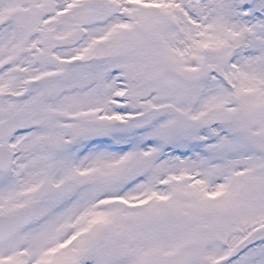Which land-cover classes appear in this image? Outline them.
I'll list each match as a JSON object with an SVG mask.
<instances>
[{"label":"snow or ice","instance_id":"6c2138e0","mask_svg":"<svg viewBox=\"0 0 264 264\" xmlns=\"http://www.w3.org/2000/svg\"><path fill=\"white\" fill-rule=\"evenodd\" d=\"M0 264H264V0H0Z\"/></svg>","mask_w":264,"mask_h":264}]
</instances>
